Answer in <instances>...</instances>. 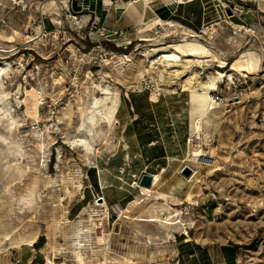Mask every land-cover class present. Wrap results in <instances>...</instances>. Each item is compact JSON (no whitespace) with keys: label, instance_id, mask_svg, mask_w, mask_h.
Returning <instances> with one entry per match:
<instances>
[{"label":"rangeland","instance_id":"obj_1","mask_svg":"<svg viewBox=\"0 0 264 264\" xmlns=\"http://www.w3.org/2000/svg\"><path fill=\"white\" fill-rule=\"evenodd\" d=\"M15 1L0 0V264H194L200 245L264 264L261 32L153 24L169 0ZM184 31L198 40L169 47ZM220 72L243 76L239 97ZM212 80L223 99L198 139L191 89Z\"/></svg>","mask_w":264,"mask_h":264},{"label":"crops","instance_id":"obj_2","mask_svg":"<svg viewBox=\"0 0 264 264\" xmlns=\"http://www.w3.org/2000/svg\"><path fill=\"white\" fill-rule=\"evenodd\" d=\"M230 1L232 2V10H222L217 0H194L193 2L185 4H176L169 0L163 5H158L154 13L156 17L164 21L170 20L192 31L199 30L208 21L213 19L218 20L215 23L216 27L226 25L229 29L236 28L241 30L242 27L246 26L244 24H248L258 29L257 16L262 20V28H264V16L259 11H264L262 9L264 2H260L258 9H256L254 3L255 8H251L247 2L240 3L238 0ZM130 3H128L127 7L123 8L125 11L132 5ZM124 10L118 11L117 8H114V12H120V15L125 13ZM145 11L143 9L142 14H145ZM189 256L194 257V264H238V251L232 246H220L219 248L213 249L200 245Z\"/></svg>","mask_w":264,"mask_h":264},{"label":"bare ground","instance_id":"obj_3","mask_svg":"<svg viewBox=\"0 0 264 264\" xmlns=\"http://www.w3.org/2000/svg\"><path fill=\"white\" fill-rule=\"evenodd\" d=\"M13 1L16 3L15 0H13ZM146 1H148V0H146ZM50 3L55 5L56 1L51 0ZM105 4H107V5L110 4V0H105ZM153 24H156V25L165 24V25L169 26L170 28L174 27V25H175L172 21H170V20L164 21L159 17H156L154 19ZM141 25H144V23H140V26ZM212 27H213V30L215 31L216 25L213 24ZM214 31L207 33L208 36L206 37L205 40L210 41L212 39V34ZM15 33H19V32L16 30ZM182 34H183L182 39H180V41L178 43L169 45V47H172L174 50H176L175 48H178V47L184 49L187 47V44L198 40L197 39L198 35L195 33H189L187 31H184ZM145 39L151 40L150 38H145ZM14 40H15V34L10 36L9 42H13ZM11 52H12V50H10V51L0 50V84L4 80L5 77L9 76V70L12 69V63L6 59V58H8V56L4 55V54L11 53ZM173 56H176V55L173 54ZM231 70H234V71H237V72L243 74L242 73L243 65L237 66L234 62L232 64ZM231 75H232V73H229V72H226V73L220 72L219 78H225L226 76L231 78L232 77ZM217 84H218L217 80H212L210 82L204 83L202 86V90H192L191 89L192 99L196 103L193 106H196V109H195V116L193 117V120H192V127H191V134L190 135L191 136L195 135V136H197L198 139L201 138V131H202L200 123L198 121L201 118L205 117L208 114V112L211 109L215 108L218 104L217 102L214 101L212 94H211V92L217 88ZM189 85H190V83H189ZM20 91H21V89H17L16 95H19ZM8 98H10V95L8 93H6V92L3 94L1 93L0 100L4 101V100H7ZM17 99H18V97H17ZM110 111H113V107L110 108ZM78 141L79 142L77 143V145L82 146L86 153H90L93 150L92 146L89 144V141L87 139L81 138V139H78ZM191 154L193 155V157H197V158L203 159V160L208 161V162H212L211 161L212 158L215 157L214 155L208 156L206 154L205 150L203 148H199V147L196 148L195 150H193V152ZM152 177H153L152 183H154L156 177L154 175H152ZM190 197H192V196H190ZM33 238H34V236H32L30 238H26V239H21L20 243L22 244L26 241H30ZM74 242L79 244V240H75ZM53 264H62V263H53Z\"/></svg>","mask_w":264,"mask_h":264},{"label":"built area","instance_id":"obj_4","mask_svg":"<svg viewBox=\"0 0 264 264\" xmlns=\"http://www.w3.org/2000/svg\"><path fill=\"white\" fill-rule=\"evenodd\" d=\"M193 1L194 0H172V2H174L176 4H185V3H189V2H193ZM242 1L254 3L256 5V9H258V4L260 2H264V0H242ZM217 2L219 3L222 10H226V9L232 10L231 9L232 2L230 0H217ZM146 5H149V3L146 2ZM259 11L264 16V11H262V10H259ZM257 24H259L258 29H255L252 25H248V24H244L246 26L242 27L241 30L236 29V28H232V35L234 37V36H237L239 34L238 32H242L243 35H245V37H246L247 43L253 42L252 40H253L254 34L257 31L261 32V36L264 37V28H262L263 22L259 16H257ZM228 40L235 42L232 37L231 38L229 37ZM261 55H262L261 60H262V62H264V48L261 51ZM242 79H243V76L241 74L234 76L230 79L232 87L235 88V90L238 89L237 91H234L232 98L239 97L243 93L242 83L244 82V80H242ZM260 80H261L260 86L262 89H264V75L260 78ZM212 97H213L214 101L217 103L223 99V89H222L221 85L217 86L216 90L212 93ZM261 115L262 116H260L261 118L259 119V122L260 123L262 122L261 125L264 127V111L262 112Z\"/></svg>","mask_w":264,"mask_h":264},{"label":"water","instance_id":"obj_5","mask_svg":"<svg viewBox=\"0 0 264 264\" xmlns=\"http://www.w3.org/2000/svg\"><path fill=\"white\" fill-rule=\"evenodd\" d=\"M229 14L230 12L227 11ZM237 99V98H236ZM187 173H190L191 171V168H188L187 167ZM152 183V175L150 173H144L141 178H140V185H143V186H150Z\"/></svg>","mask_w":264,"mask_h":264}]
</instances>
